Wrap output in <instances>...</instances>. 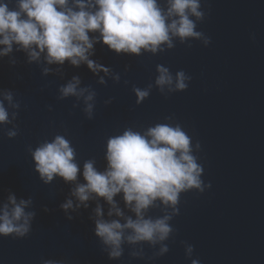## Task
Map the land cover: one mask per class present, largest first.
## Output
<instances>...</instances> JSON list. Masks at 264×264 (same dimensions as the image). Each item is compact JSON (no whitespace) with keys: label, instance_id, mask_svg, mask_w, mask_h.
Here are the masks:
<instances>
[{"label":"clouds","instance_id":"clouds-1","mask_svg":"<svg viewBox=\"0 0 264 264\" xmlns=\"http://www.w3.org/2000/svg\"><path fill=\"white\" fill-rule=\"evenodd\" d=\"M0 0V57L13 50V44L28 53L29 62L38 61L41 54L48 64L63 65L68 61L73 66L86 63L94 73L109 69L89 59L93 54L94 43L102 41L117 54H140L141 50L156 53L163 51L161 45L172 48V37L200 38L203 33L196 31V23L190 17L202 20L205 13L201 10V0H167V9L161 7L158 0ZM78 9V10H77ZM99 33L91 37L89 33ZM205 44L210 42L205 39ZM49 69H44L47 73ZM159 76L156 84L169 86L173 90V76L163 66H158ZM119 79V77H117ZM184 71L176 73V90L187 88ZM103 83V79L100 81ZM79 77L74 76L60 88L61 98L68 96L84 97L85 111L91 118L95 93L84 95L85 88H78ZM138 103L148 95V90L134 89ZM4 101L12 107L10 91L3 93L0 100V124L10 123L9 112ZM15 116V113H13ZM9 137L17 132L8 131ZM199 147V144H197ZM36 170L45 183L54 177H62L65 182H75L80 168L75 162V150L63 136H56L51 142L41 144L32 153ZM107 167L101 172L94 166V161H86L82 176L85 183H77L72 195L85 208L93 194L104 198L111 206L107 215L120 219H104L102 207L98 204L95 212L94 234L108 250L109 259H118L123 255L124 243L136 245L147 243L155 246L168 240L175 231L169 223L179 214L181 193L191 189L204 191L201 179L202 165L192 154L191 137L181 126L157 124L141 134L131 129L122 135L109 138L106 150ZM211 188V183L207 185ZM123 193L125 206L135 214L125 216L117 206L114 197ZM171 208L170 214L153 218L148 215L157 202ZM31 200L17 202L15 195H9L8 203L0 207V236L13 235L24 237L31 230L34 212L25 209ZM73 207L69 199L61 205L64 210ZM72 219V217H68ZM123 220V222H121ZM167 244L161 243L157 256L168 253ZM194 246L186 244L185 254L191 264H201L199 258L192 259ZM143 256V248L131 253ZM44 264H57L52 260Z\"/></svg>","mask_w":264,"mask_h":264}]
</instances>
